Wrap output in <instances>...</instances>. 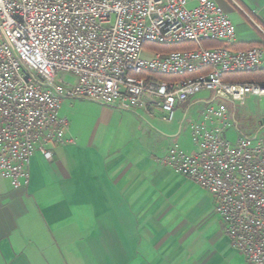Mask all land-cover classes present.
<instances>
[{
  "label": "built area",
  "instance_id": "1",
  "mask_svg": "<svg viewBox=\"0 0 264 264\" xmlns=\"http://www.w3.org/2000/svg\"><path fill=\"white\" fill-rule=\"evenodd\" d=\"M236 31L214 0H0V176L21 189L36 153L53 159L66 142V99L160 111L172 123L208 92L213 105L191 123L196 150L176 143L159 162L208 191L232 248L264 264V138L226 137L238 129L228 104L264 98V83L225 80L258 71L263 53L233 50ZM148 43L195 48L146 58Z\"/></svg>",
  "mask_w": 264,
  "mask_h": 264
},
{
  "label": "crops",
  "instance_id": "2",
  "mask_svg": "<svg viewBox=\"0 0 264 264\" xmlns=\"http://www.w3.org/2000/svg\"><path fill=\"white\" fill-rule=\"evenodd\" d=\"M214 1L236 25L231 48L262 51L254 73L261 75L264 0ZM200 95L189 109L179 106L172 123L160 111L149 118L98 104L90 129L69 125L52 160L34 155L27 187L14 189L0 176V264H247L225 235L212 195L159 162L176 143L196 150L194 121L186 119ZM76 100L62 103L60 117L74 115ZM251 115L257 133L264 131V108Z\"/></svg>",
  "mask_w": 264,
  "mask_h": 264
},
{
  "label": "rangeland",
  "instance_id": "3",
  "mask_svg": "<svg viewBox=\"0 0 264 264\" xmlns=\"http://www.w3.org/2000/svg\"><path fill=\"white\" fill-rule=\"evenodd\" d=\"M201 46L206 49H216L222 47L223 45L219 42L204 41L202 42ZM173 47L175 46H161L157 44L148 43L144 47L145 52L143 55L144 57L149 58L151 57L152 53H169L175 51ZM183 47L195 48V45L190 44V45H185ZM253 79H254L253 74L241 73V74L228 76L225 80L234 81V82H249ZM200 96H202L203 102L201 104H197L191 107V111L189 112V115L186 119L188 123L191 120L200 121L201 115L206 110V108H208L210 105H213L210 104V100H209L211 99V93L208 92L201 93ZM76 101H78V104L77 107L73 109L74 115L70 116L69 114L66 116L69 125H71V129L73 131H77V132H80L85 128L90 129V127L94 124V121L97 118L98 112L100 111V107L98 105L99 103L89 100H83V99H77ZM189 107H190L189 101L180 105L181 110H187L189 109ZM257 107L264 108V99L260 100V99L252 98L250 100H246L244 103L239 102L236 104L233 103L228 104L229 113L232 116H235L234 122L238 125V129H236L235 126L233 128H230L226 133V137L231 143H235L239 135H243L247 137H255L257 134L260 138H263L264 131H260V133H257L258 131H256V129H254L253 126V119L251 113L253 109H256Z\"/></svg>",
  "mask_w": 264,
  "mask_h": 264
},
{
  "label": "trees",
  "instance_id": "4",
  "mask_svg": "<svg viewBox=\"0 0 264 264\" xmlns=\"http://www.w3.org/2000/svg\"><path fill=\"white\" fill-rule=\"evenodd\" d=\"M174 49H175V51H178V50H183V49H186V48H184L183 46H180V45H178V46H175V47H173ZM255 72H257V71H255ZM255 72H251V73H243V74H253V76H254V73ZM259 75V76H258ZM254 77H256V78H254L253 80H256V82H258L257 80H264V72L260 75V74H258L257 73V76H254ZM156 78H158V79H160V80H166L167 79V77H165V76H156ZM253 80H251V81H249V82H253ZM264 83V82H263Z\"/></svg>",
  "mask_w": 264,
  "mask_h": 264
},
{
  "label": "water",
  "instance_id": "5",
  "mask_svg": "<svg viewBox=\"0 0 264 264\" xmlns=\"http://www.w3.org/2000/svg\"><path fill=\"white\" fill-rule=\"evenodd\" d=\"M262 124L264 125V119L262 120Z\"/></svg>",
  "mask_w": 264,
  "mask_h": 264
}]
</instances>
